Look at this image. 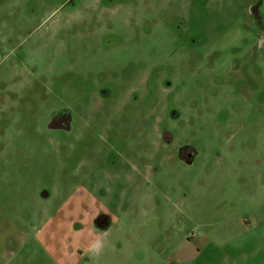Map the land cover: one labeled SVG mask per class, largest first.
<instances>
[{"label":"rangeland","instance_id":"obj_1","mask_svg":"<svg viewBox=\"0 0 264 264\" xmlns=\"http://www.w3.org/2000/svg\"><path fill=\"white\" fill-rule=\"evenodd\" d=\"M9 208L82 264H264V0H0Z\"/></svg>","mask_w":264,"mask_h":264},{"label":"crops","instance_id":"obj_2","mask_svg":"<svg viewBox=\"0 0 264 264\" xmlns=\"http://www.w3.org/2000/svg\"><path fill=\"white\" fill-rule=\"evenodd\" d=\"M51 213L0 209V264H82L78 253L93 247L87 237L94 227L86 229L84 219L77 225L55 223L56 212Z\"/></svg>","mask_w":264,"mask_h":264},{"label":"flooded vegetation","instance_id":"obj_3","mask_svg":"<svg viewBox=\"0 0 264 264\" xmlns=\"http://www.w3.org/2000/svg\"><path fill=\"white\" fill-rule=\"evenodd\" d=\"M180 159H182V158L180 157ZM184 160H187V159H184Z\"/></svg>","mask_w":264,"mask_h":264}]
</instances>
